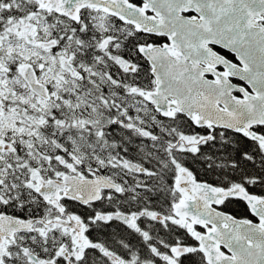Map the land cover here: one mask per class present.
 I'll list each match as a JSON object with an SVG mask.
<instances>
[{
	"label": "snow or ice",
	"instance_id": "6c2138e0",
	"mask_svg": "<svg viewBox=\"0 0 264 264\" xmlns=\"http://www.w3.org/2000/svg\"><path fill=\"white\" fill-rule=\"evenodd\" d=\"M0 264H264V0H0Z\"/></svg>",
	"mask_w": 264,
	"mask_h": 264
}]
</instances>
